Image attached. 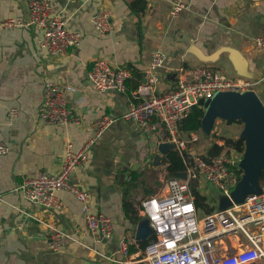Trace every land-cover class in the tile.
Returning a JSON list of instances; mask_svg holds the SVG:
<instances>
[{
  "label": "crops",
  "instance_id": "0c3cea01",
  "mask_svg": "<svg viewBox=\"0 0 264 264\" xmlns=\"http://www.w3.org/2000/svg\"><path fill=\"white\" fill-rule=\"evenodd\" d=\"M174 1L52 0L54 12L66 19L68 27L83 33L80 44L62 55L42 48V30L36 25L0 28V143L9 147L0 154V264H150L142 244L154 233L147 217L140 214V200L158 190L146 173L161 169L158 179L167 176V159L154 136L124 114L139 100L135 89L147 74L155 50L167 54L159 68L160 90L174 87L180 74L196 77L207 65L230 76H242L236 67H245L252 74L249 78L257 81L253 90L264 104V48L254 46L255 38L264 36V0H186L188 8L172 18ZM102 7L110 9L115 24L114 31L104 36L91 20ZM5 17L28 20L27 1L0 0V18ZM228 48L243 57L233 61ZM98 58L130 68L126 90L93 87L88 74ZM48 80L60 84L68 104L82 114L81 124H51L39 118ZM208 105H203L206 114ZM11 108L18 112L11 115ZM104 113L116 119L91 144L88 160L76 168L73 182L87 192L92 211L111 217L110 237L89 230L83 203L69 190L57 191L62 208L31 202L19 190L27 176L58 173L68 141L80 147L92 135L94 118ZM223 121L231 127L228 137H247L242 119H229L217 110L211 119L205 115L202 127L192 131L198 139L189 144L190 152L205 153L213 141L223 144ZM247 147L237 161L241 177L248 170ZM260 172L261 168L250 173L257 179L256 186L237 188L236 202L264 191ZM202 182L200 190L212 199L215 210L230 205L225 194ZM140 227L144 236L138 244L131 245L127 254L120 252L122 238L128 232L136 235ZM54 229L68 234L57 251L48 246ZM231 239L228 244L236 245V238Z\"/></svg>",
  "mask_w": 264,
  "mask_h": 264
},
{
  "label": "built area",
  "instance_id": "2783aa9c",
  "mask_svg": "<svg viewBox=\"0 0 264 264\" xmlns=\"http://www.w3.org/2000/svg\"><path fill=\"white\" fill-rule=\"evenodd\" d=\"M29 19L17 17L0 18V28L36 25L42 30L41 46L51 55H62L70 48L78 46L83 33L68 27L66 19L54 12L52 0H26ZM186 0H175L170 14L176 18L188 8ZM92 24L100 36L110 34L115 29L112 13L107 7L100 8L92 16ZM256 48H264V36L254 40ZM167 59L162 50H155L149 63L148 72L135 89L139 100L129 106L124 117L133 120L137 126L151 133L156 145L172 142L175 149L185 156L187 177L176 178L163 175L158 190L140 200V214L147 217L154 238L144 248L146 260L150 264H264V192L252 193L243 202L200 213L190 190V179H198V187L210 183L223 194L229 195L241 176L237 171L239 151L225 149L219 155L209 158L202 153H191L189 144L198 139L195 132H184L179 123L189 113L200 98L211 99L219 91L253 90L257 81L244 76H230L222 70L207 65L199 75L189 77L180 74L170 90L158 89L159 68ZM130 68L113 65L111 62L95 59L89 70V79L98 91L127 88ZM17 108H11L15 115ZM39 118L51 124H81L82 114L70 106L60 84L48 80L44 89V100L39 108ZM112 113H104L91 123L92 135L80 147L69 140L61 170L54 174L40 171L27 176L19 184L24 198L31 202L50 207L62 208L57 191L66 189L83 203L87 227L102 237L113 233L112 219L105 213L92 211L86 191L73 182L76 168L88 160V150L115 121ZM9 150L7 144L0 143V154ZM68 234L54 229L48 238L51 250H59ZM231 236L236 238V245ZM225 240V241H224ZM138 238L128 232L121 240L119 251L127 254L131 245H137Z\"/></svg>",
  "mask_w": 264,
  "mask_h": 264
},
{
  "label": "water",
  "instance_id": "95a60500",
  "mask_svg": "<svg viewBox=\"0 0 264 264\" xmlns=\"http://www.w3.org/2000/svg\"><path fill=\"white\" fill-rule=\"evenodd\" d=\"M225 50L230 52V55L232 54L231 58L233 61L235 57L238 59H241L240 55L243 57L241 52L231 48ZM236 68V71L239 75L252 77V74L245 67ZM208 100L209 102H207V100L202 97L198 101V104L202 106L209 103L208 114H206V110L204 109L205 112L202 118V125L205 115H207L208 119H211L217 110H219V114L229 119L240 118L245 122L247 137H241L244 139L246 138L245 145L248 146L246 153L248 157L246 167L248 170L244 177H241L234 190L230 193V196L225 195L226 201L230 203V205L233 203L243 202L246 197L238 202L234 200L233 196L235 191L238 187H243L245 190H247L256 186L257 179L254 178V176L250 173L255 174V170L257 171L259 168H261L260 173H262L264 167V104L254 90H246L243 92L232 90L219 91ZM157 148L162 154H166L169 150L175 149V145L172 142H163L158 144ZM263 192L264 191H259L255 193L260 194ZM151 231L153 232L152 228ZM136 236L137 238H142L144 236V230L141 227L138 229Z\"/></svg>",
  "mask_w": 264,
  "mask_h": 264
},
{
  "label": "trees",
  "instance_id": "16d2710c",
  "mask_svg": "<svg viewBox=\"0 0 264 264\" xmlns=\"http://www.w3.org/2000/svg\"><path fill=\"white\" fill-rule=\"evenodd\" d=\"M204 107L199 104H195L192 106L189 113L180 121L179 129L184 132H192L197 131L202 127V118L204 115ZM221 139L224 140L223 144H220L216 141H213L212 144L208 147L205 153H202L204 157L209 158L215 155H219L225 147L234 148L239 152H243L245 149V139L243 137H226L221 136ZM166 175L167 177H176V178H186L187 177V165L185 161V156L181 154L176 149L169 150L166 154ZM237 171L241 176L242 170L237 167ZM261 179L264 183V167L261 173ZM190 190L194 197V202L196 206L203 210L206 213L212 212L215 210L216 205L210 204L212 199L209 198L208 195L201 192L200 188L198 187V179L191 178L190 179ZM126 207L130 211V204H126ZM135 213V212H134ZM137 213V212H136ZM154 235L147 240V242L143 243V247L145 248L147 244L153 240Z\"/></svg>",
  "mask_w": 264,
  "mask_h": 264
},
{
  "label": "rangeland",
  "instance_id": "374dc122",
  "mask_svg": "<svg viewBox=\"0 0 264 264\" xmlns=\"http://www.w3.org/2000/svg\"><path fill=\"white\" fill-rule=\"evenodd\" d=\"M223 125H222V134L225 135L226 137L232 135V131H231V127L229 126L228 123H225L226 121H223ZM222 140V143H224V140ZM191 148V146H190ZM228 147H226V150H229L227 149ZM234 149H230L229 151H233ZM193 151V150H192ZM195 152H197L195 150ZM157 171H161V169H157L156 171H149L148 173H146L145 176H147V179L150 180L152 182V184H155L157 188L160 187V184H161V179H158V176L156 175ZM162 185V184H161Z\"/></svg>",
  "mask_w": 264,
  "mask_h": 264
}]
</instances>
